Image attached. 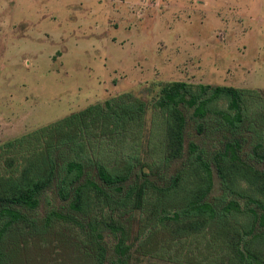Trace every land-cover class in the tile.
I'll return each mask as SVG.
<instances>
[{"label": "trees", "instance_id": "trees-1", "mask_svg": "<svg viewBox=\"0 0 264 264\" xmlns=\"http://www.w3.org/2000/svg\"><path fill=\"white\" fill-rule=\"evenodd\" d=\"M148 91L0 145V264H264V90Z\"/></svg>", "mask_w": 264, "mask_h": 264}, {"label": "rangeland", "instance_id": "rangeland-1", "mask_svg": "<svg viewBox=\"0 0 264 264\" xmlns=\"http://www.w3.org/2000/svg\"><path fill=\"white\" fill-rule=\"evenodd\" d=\"M168 82L264 90V0H0V145Z\"/></svg>", "mask_w": 264, "mask_h": 264}]
</instances>
